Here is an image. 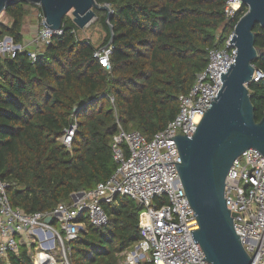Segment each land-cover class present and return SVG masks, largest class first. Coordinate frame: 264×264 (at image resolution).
Listing matches in <instances>:
<instances>
[{
  "label": "trees",
  "instance_id": "16d2710c",
  "mask_svg": "<svg viewBox=\"0 0 264 264\" xmlns=\"http://www.w3.org/2000/svg\"><path fill=\"white\" fill-rule=\"evenodd\" d=\"M112 13L95 11L105 35L98 46L78 36L72 17L62 18L31 62L26 53L0 58V178L8 184L13 208L24 213L49 211L70 195L107 180L117 164L111 139L118 125L151 139L178 112V97L190 89L220 49L237 16L226 20V0H95ZM37 5L17 2L3 11L0 37L23 40L24 20ZM243 13L247 6L242 4ZM109 68L93 53L110 39ZM253 60L262 77L248 83L258 121L264 110V27L254 26ZM73 123L70 147L58 140ZM157 204L166 203L162 197ZM107 222L85 223L68 241L70 264H122V253L140 239L141 206L124 195L102 203ZM0 264H33L30 249L20 244Z\"/></svg>",
  "mask_w": 264,
  "mask_h": 264
},
{
  "label": "built area",
  "instance_id": "2783aa9c",
  "mask_svg": "<svg viewBox=\"0 0 264 264\" xmlns=\"http://www.w3.org/2000/svg\"><path fill=\"white\" fill-rule=\"evenodd\" d=\"M242 4L241 0H226L225 19L241 16ZM38 19L28 42L16 43L9 35L0 37V58H13L24 51L31 62L35 61L51 37L61 33V29L52 31L43 24L41 11ZM230 38L231 33L223 48L208 51L206 67L196 73L188 92L179 95L178 112L164 129L147 139L139 131L127 132L118 125L110 144L117 167L107 180L72 193L68 203L60 202L49 211L24 213L11 206L8 184L0 178V259L24 244L31 251L33 264H70L67 242L84 229L86 222L105 224L102 203L111 202L119 194L141 206L140 239L123 251V264H210L202 259L204 252L190 233L197 229V221L174 164L181 160L170 138L192 135L210 107L214 100L210 98L222 85L220 72H227L236 56ZM110 50L108 46L93 53L106 69ZM75 131L73 123L58 140L70 147ZM162 197L166 203L157 204ZM224 198L244 249L254 264H264V156L257 149H246L233 160L225 178Z\"/></svg>",
  "mask_w": 264,
  "mask_h": 264
},
{
  "label": "water",
  "instance_id": "95a60500",
  "mask_svg": "<svg viewBox=\"0 0 264 264\" xmlns=\"http://www.w3.org/2000/svg\"><path fill=\"white\" fill-rule=\"evenodd\" d=\"M241 1L247 10L233 26L229 42L236 49V56L227 72H220V89L210 98L214 100L192 135L170 138L175 141L181 160L174 164L197 221V229L190 233L204 252L202 259L210 264H254L233 228L224 198L225 178L233 160L249 148L264 156V110L256 121L247 87L261 77V71L253 64L261 53L254 44L253 29L255 25L264 27V0ZM17 2L37 5L43 24L52 31L61 29L62 18L69 12L79 29L95 18L94 10L105 11L107 20L112 13L108 4L95 0H0V14ZM107 25L110 39L100 48L108 47L113 38L112 26L109 22Z\"/></svg>",
  "mask_w": 264,
  "mask_h": 264
},
{
  "label": "rangeland",
  "instance_id": "374dc122",
  "mask_svg": "<svg viewBox=\"0 0 264 264\" xmlns=\"http://www.w3.org/2000/svg\"><path fill=\"white\" fill-rule=\"evenodd\" d=\"M67 15L72 17L71 12H69ZM0 22H8L7 16L3 13L0 14ZM38 22V9L32 8L30 10V13L24 20L23 39H28L34 34L37 29ZM104 35L105 32L103 31L101 26L95 21V18L91 22H89L83 29H79L78 31V36L81 39H87L92 42L95 46H98L101 43ZM121 263L123 264V257Z\"/></svg>",
  "mask_w": 264,
  "mask_h": 264
},
{
  "label": "crops",
  "instance_id": "0c3cea01",
  "mask_svg": "<svg viewBox=\"0 0 264 264\" xmlns=\"http://www.w3.org/2000/svg\"><path fill=\"white\" fill-rule=\"evenodd\" d=\"M29 39H30V37L28 39H23V41L28 42Z\"/></svg>",
  "mask_w": 264,
  "mask_h": 264
}]
</instances>
